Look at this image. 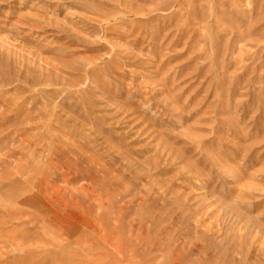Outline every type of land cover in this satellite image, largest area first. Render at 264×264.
I'll use <instances>...</instances> for the list:
<instances>
[{
  "label": "rangeland",
  "instance_id": "rangeland-1",
  "mask_svg": "<svg viewBox=\"0 0 264 264\" xmlns=\"http://www.w3.org/2000/svg\"><path fill=\"white\" fill-rule=\"evenodd\" d=\"M0 264H264V0H0Z\"/></svg>",
  "mask_w": 264,
  "mask_h": 264
}]
</instances>
